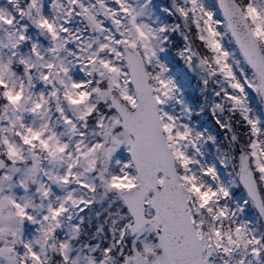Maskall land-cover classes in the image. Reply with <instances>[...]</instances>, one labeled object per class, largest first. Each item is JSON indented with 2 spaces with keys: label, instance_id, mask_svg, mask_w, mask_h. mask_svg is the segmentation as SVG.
<instances>
[{
  "label": "snow or ice",
  "instance_id": "1",
  "mask_svg": "<svg viewBox=\"0 0 264 264\" xmlns=\"http://www.w3.org/2000/svg\"><path fill=\"white\" fill-rule=\"evenodd\" d=\"M0 264H264V0H0Z\"/></svg>",
  "mask_w": 264,
  "mask_h": 264
}]
</instances>
